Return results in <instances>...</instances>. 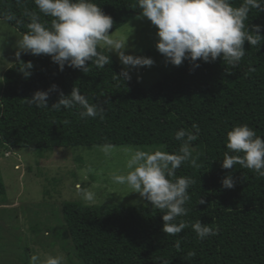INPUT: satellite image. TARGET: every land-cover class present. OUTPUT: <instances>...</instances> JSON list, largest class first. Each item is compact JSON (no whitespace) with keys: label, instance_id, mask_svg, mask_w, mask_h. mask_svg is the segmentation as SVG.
I'll return each instance as SVG.
<instances>
[{"label":"trees","instance_id":"16d2710c","mask_svg":"<svg viewBox=\"0 0 264 264\" xmlns=\"http://www.w3.org/2000/svg\"><path fill=\"white\" fill-rule=\"evenodd\" d=\"M94 2L112 17L110 33L140 13L137 0ZM232 2L238 7L242 0ZM26 11L37 13L50 26L53 18L40 13L34 0H0V18L22 34L28 31ZM9 14L14 19H7ZM245 24L246 30L261 25L264 35V11L252 9ZM244 47L245 56L235 68L222 57L214 62L199 60L198 67L185 60L149 87L132 76L114 79L123 67L109 54L111 63L103 69L89 61L87 74L67 65L60 71L50 56L23 52L20 61L33 64L30 77L19 71L17 59L3 70L0 151L7 147L91 149L111 143L161 147L179 154L182 141L175 139V133L194 132L193 124L200 129L198 139L189 145L190 159L176 170L177 178L195 180L188 190L189 212L177 218L189 227L176 236L165 234L162 213L146 201L137 205L64 201L60 226L50 242L53 247L58 244L72 255L73 264L77 260L79 264H264V177L239 165L222 167L229 151L227 132L234 126L247 124L264 138V42L258 48L245 41ZM151 54L156 59L164 56L158 50L147 52ZM52 85L57 89L49 92V107L61 91L68 95L77 87L90 103L104 108V119L82 118L78 107L57 111L25 103V98ZM228 175L235 181L230 189L222 185ZM0 196H5L1 176ZM201 197L205 204H199ZM198 220L218 228V234L198 239L191 228ZM176 240H180L179 250Z\"/></svg>","mask_w":264,"mask_h":264},{"label":"clouds","instance_id":"9594fccd","mask_svg":"<svg viewBox=\"0 0 264 264\" xmlns=\"http://www.w3.org/2000/svg\"><path fill=\"white\" fill-rule=\"evenodd\" d=\"M34 2L40 13L53 19L49 26L40 21L37 13L25 12V16L29 18L28 31L18 39V50L15 53L19 71L25 78L31 76L33 64L31 61H20L21 52L48 55L58 64L60 71L67 65L85 74L90 70L89 61L103 69L111 63L108 53L114 52L125 66L119 75H114V79L125 80L131 79L130 68L154 64L151 57L126 54L129 47L128 36L110 33L114 21L94 0ZM137 5L140 9L139 16L148 18L157 28V50L174 66H180L185 60H189L194 67H198L196 62L199 60L214 62L222 57L227 65L235 68L245 56V41L258 48L264 42V35L260 34L261 25H254L252 30H246L245 24L252 9L264 11V0H242L238 7L233 6L232 0H137ZM7 19L12 20L14 17L9 14ZM98 49H104L107 54ZM55 89L57 86L52 85L48 91L37 90L31 98H25V103L57 111L78 107L82 118L104 119V108L90 103L77 87H73L68 95L61 91L57 102L49 107V92ZM192 128L194 132L180 129L175 133V139L182 141L179 154L123 148L127 172L110 174L113 183L126 185L131 190L129 192L139 193L144 201L159 209L164 221L162 230L172 236L189 227L184 220L177 222V218L187 216L189 212L186 207L191 199L188 190L195 180L192 177L177 178L176 170L190 159L192 154L189 145L199 137V126L193 124ZM114 147L111 143H106L101 146V151L110 156ZM226 147L229 151L222 160L223 168L233 169L239 165L264 177V138L257 135L253 128L247 124L234 126L227 132ZM88 171L91 172L92 169L89 168ZM222 185L230 189L235 186V181L228 175L222 180ZM77 188L86 203L95 202L94 192L81 185H77ZM205 203L206 200L201 197L199 204ZM191 228L200 240L216 236L219 232L218 228L200 220L192 224ZM175 246L179 250L180 240H176ZM30 264H65V259L62 255H47L41 261L39 255L33 254Z\"/></svg>","mask_w":264,"mask_h":264},{"label":"rangeland","instance_id":"374dc122","mask_svg":"<svg viewBox=\"0 0 264 264\" xmlns=\"http://www.w3.org/2000/svg\"><path fill=\"white\" fill-rule=\"evenodd\" d=\"M112 32L117 36H128L126 54L154 60L151 66L129 69L131 76L142 86L149 87L174 67L164 56L156 59L153 54L147 55V52H157L159 39L156 26L148 18L138 14ZM22 35L0 18V85L3 70L17 59V41ZM108 54L125 67L114 52ZM127 147L147 152L161 150V147L119 145L106 156L101 146L47 150L3 148L0 151V176L5 196H0V264H30L33 254L39 255L41 261L47 255H62L65 264L76 261L58 244L53 247L50 242L60 226L58 218H61L60 208L64 201L89 204L83 200L77 185L96 194L95 202L91 204H142L144 200L139 193L129 192L126 185L115 184L110 179L112 173L126 174L122 149ZM22 257L24 259H20Z\"/></svg>","mask_w":264,"mask_h":264}]
</instances>
